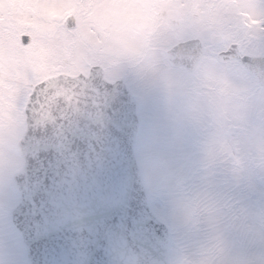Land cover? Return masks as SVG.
Returning a JSON list of instances; mask_svg holds the SVG:
<instances>
[{
  "label": "rangeland",
  "instance_id": "1",
  "mask_svg": "<svg viewBox=\"0 0 264 264\" xmlns=\"http://www.w3.org/2000/svg\"><path fill=\"white\" fill-rule=\"evenodd\" d=\"M18 1L0 0V30L10 26L12 20L13 32L32 36L27 48L30 84L57 70L59 62L52 56L54 41L62 44L60 50L67 58L82 54L86 58L88 14L85 17L82 11L77 12L76 0H23L24 13L15 9ZM148 1L94 0V24L102 21L110 29L118 25L131 29L140 48L148 39L142 30L152 7ZM184 2L189 12L178 19L181 28L173 33L172 41L201 38L208 43L220 34L228 44L237 36L253 34L255 51H264V0ZM167 5L180 11L179 3ZM70 15L78 25L67 31L63 24ZM194 15L198 18L194 19ZM173 18L176 19L174 15ZM47 21L54 23L47 25ZM201 29L206 34L202 35ZM151 31L157 33L154 28ZM46 32H57L60 36L47 42ZM118 36L115 33L114 38ZM74 37L79 38V43L69 44ZM161 44L151 51L158 61L164 59L160 49L169 47ZM19 57L13 60L19 61L15 66L20 70L23 62ZM216 63L206 55L198 69L189 73L185 69L158 67L153 62V94L148 92L149 98L141 104L143 128L137 156L153 210L171 225L173 264H176L172 256L174 242L185 251L184 259L189 252L199 259V264H264V99L249 100L247 96L254 92V82L249 76L233 65L215 66ZM2 85L0 80V264H24L23 245L8 214L17 202L12 172L23 162L17 142L24 129V116L13 108L10 99L13 103L17 100ZM142 90L150 91L148 86ZM215 146L223 147L222 155ZM236 189L239 191L236 202L228 203ZM219 203L224 208L220 214H229L226 225L214 217ZM194 215L200 218L191 224ZM242 229L252 237L255 250L246 257L247 262L242 260L247 249L233 242L230 234L232 231L235 239ZM207 245L212 246L214 253L205 260L202 254ZM191 256L186 264H197Z\"/></svg>",
  "mask_w": 264,
  "mask_h": 264
},
{
  "label": "water",
  "instance_id": "2",
  "mask_svg": "<svg viewBox=\"0 0 264 264\" xmlns=\"http://www.w3.org/2000/svg\"><path fill=\"white\" fill-rule=\"evenodd\" d=\"M236 48L219 61L238 57ZM203 53L190 40L167 60L194 70ZM240 61L264 84V58ZM25 112L24 164L13 175L20 203L11 214L30 264H171V233L152 212L137 160L141 123L127 88L95 69L61 75L35 88ZM56 239L64 241L61 258L51 248Z\"/></svg>",
  "mask_w": 264,
  "mask_h": 264
},
{
  "label": "flooded vegetation",
  "instance_id": "3",
  "mask_svg": "<svg viewBox=\"0 0 264 264\" xmlns=\"http://www.w3.org/2000/svg\"><path fill=\"white\" fill-rule=\"evenodd\" d=\"M170 1V4L173 3V0ZM180 11H175L174 7L170 8V11H166V16L161 17L163 24L167 27L169 30V25L173 21L172 17L173 15H176V18L180 19L181 15H186L188 13V9H184V3L180 6ZM165 14V13H164ZM180 25V24H179ZM205 32V31H204ZM121 46L119 37L114 38V42L111 43V36L107 32L104 36V44L103 48L101 50V53H99V49H97L93 44L91 46L89 60H87V63L85 65L86 69H90L94 65L100 64L105 72V77L109 81H115V80H123L126 82L135 96L137 97L139 103H144L146 101V96L143 94H147V91L142 90L147 88L148 81H153V68L150 67L149 73L145 74L144 76H141L139 73H137V70L135 69L133 65V59L134 61H137L141 58L139 54L136 52H133L134 49L131 47V45H125L122 44ZM122 48H124V53L127 52V62L120 63L117 61L116 56L122 51ZM242 54H246L248 51H246L244 48L241 49ZM151 50H149L148 54L151 57H153L150 53ZM210 51V50H208ZM221 51V50H219ZM214 51V55L219 52ZM113 58V59H112ZM150 61V60H149ZM118 62V63H117ZM231 63L238 64V61H233ZM79 63L71 64L72 71L70 73L72 74H78L81 73L84 68H81L79 66ZM9 75L7 82L3 85V87L9 91L12 92V96L16 98V103L20 104L22 100H24L26 94L28 93L29 89V77L28 73L25 69L19 73ZM149 88V87H148ZM142 94H141V93ZM152 96V92H150ZM149 97L147 96V99ZM153 98V97H152Z\"/></svg>",
  "mask_w": 264,
  "mask_h": 264
},
{
  "label": "trees",
  "instance_id": "4",
  "mask_svg": "<svg viewBox=\"0 0 264 264\" xmlns=\"http://www.w3.org/2000/svg\"><path fill=\"white\" fill-rule=\"evenodd\" d=\"M222 153H223V152H221V154H222ZM237 191H238V189H236V190L234 191V193L237 192Z\"/></svg>",
  "mask_w": 264,
  "mask_h": 264
}]
</instances>
